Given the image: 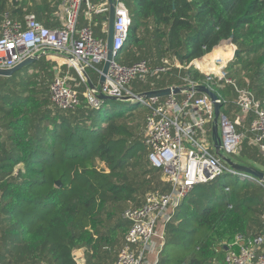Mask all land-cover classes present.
<instances>
[{
  "label": "trees",
  "instance_id": "1",
  "mask_svg": "<svg viewBox=\"0 0 264 264\" xmlns=\"http://www.w3.org/2000/svg\"><path fill=\"white\" fill-rule=\"evenodd\" d=\"M62 1L0 0V33L5 16L23 23L33 15L45 28H59ZM121 1L131 25L115 62L144 61L152 69L177 62L183 68L139 76L128 85L133 93L179 85L185 75L202 82V74L184 68L230 41L238 54L227 66V78L264 109V0ZM79 24H86L82 15ZM104 25V16L93 17L96 38L105 37ZM45 59L0 77V264H77V250L84 252L85 264H114L129 228L124 212L140 208L148 193L170 190L148 163L143 145L149 110L138 104L116 110L117 104L128 105L118 101L90 107L85 85L72 70L80 104L61 111L49 96L55 63ZM86 72L96 84L99 75ZM212 90L233 121L235 87L213 84ZM248 122L237 127L245 134L237 159L264 172V156L249 145ZM263 230L264 188L225 174L184 198L166 227L157 264L221 262L235 237L249 240Z\"/></svg>",
  "mask_w": 264,
  "mask_h": 264
},
{
  "label": "built area",
  "instance_id": "2",
  "mask_svg": "<svg viewBox=\"0 0 264 264\" xmlns=\"http://www.w3.org/2000/svg\"><path fill=\"white\" fill-rule=\"evenodd\" d=\"M108 11V0L98 3L90 0H63L59 11L60 27L54 30L45 28L33 15L25 16L23 23L11 21L5 16L0 33V70L12 69L33 57L37 60L53 57L63 61L61 66H56V74L49 85L50 100L59 110L73 111L80 104L76 89L78 83L73 79L72 70L85 85L83 95L90 107L99 108L103 102L99 96L105 95L129 99L123 103H137L149 110L145 119L143 145L147 150L148 163L160 171L170 190L164 194L148 193L140 208L124 212L123 217L128 221L129 228L114 264H157L165 243L166 227L174 220L178 207L194 187L213 182L226 174L239 182L264 188L263 181L232 169L222 158L250 167L237 159L241 142L245 138L244 132H238L237 127H242L246 120H249L246 128L249 145L264 156V109L249 91L238 89L227 78V63L233 59L236 48L230 41L232 56L225 63L214 61L220 68L217 72L202 69L208 64L207 57L211 52L193 60L184 68H193L202 74L205 77L202 82L191 80L185 75L181 78V84L174 85L180 88L177 94L131 101L141 94L133 93L128 88L129 83L137 77L164 74L171 67L178 70L183 68L177 62L171 67L166 63L167 66L155 69L144 61L131 66H121L115 62V57L127 43L131 25L128 10L121 0L115 3L112 42L114 59L103 85L99 86L97 81L93 89L89 88L84 73L88 76L86 71L90 69L99 75L107 54ZM80 15L86 21L85 25L79 24ZM95 15L104 16V38L94 36L92 25ZM198 61L202 64H198ZM213 84L219 89L231 84L237 92L233 121L221 112L220 107L217 123L218 151L214 149L211 136L214 102L208 95L197 90L205 86L213 92ZM215 102L222 106L224 101L217 95ZM228 191L226 187L225 192ZM77 251L73 253V258L77 264H85L84 252L77 255ZM214 264H264V230L249 240L235 237L226 246L223 261Z\"/></svg>",
  "mask_w": 264,
  "mask_h": 264
},
{
  "label": "water",
  "instance_id": "3",
  "mask_svg": "<svg viewBox=\"0 0 264 264\" xmlns=\"http://www.w3.org/2000/svg\"><path fill=\"white\" fill-rule=\"evenodd\" d=\"M115 3H116V0H108L109 11H108V16L106 18L107 20V34H106L107 54H106L105 61L102 65V68L99 74V79H98L99 86H102L103 83L105 82L109 66L114 59L113 51H112V42H113V33H114L113 27H114V19H115ZM223 42H229V41H223ZM237 54H238V50L235 48L233 57H235ZM36 61H37V58L33 57V58L24 60L23 62H21L20 64H18L12 69L0 70V77L9 78L15 73L19 72L20 70L30 68L36 63ZM84 78L86 79V82L89 88L93 89L94 85L85 73H84ZM197 90L198 92L208 95L210 99L214 102V105H215L214 106V121H213L211 136H212V141L214 143V149L218 151L219 135H218V130H217V123H218L221 106L220 104L215 102L217 99V95L214 92L210 91L207 87L200 86ZM179 92H180V88L178 87H175V86L167 87V88L158 89V90L146 91L144 93L137 95L135 98L131 99V101H135L138 98H143V99L164 98V97L170 96L171 94H177ZM99 99L102 101H114V102L130 101L129 99H126V98L118 99V98L105 96V95H100ZM222 158L232 169L250 174L264 182V172L259 171L253 167H246V166L238 165L234 163L231 159H228L226 157H222ZM56 185L60 186V183L56 182Z\"/></svg>",
  "mask_w": 264,
  "mask_h": 264
},
{
  "label": "bare ground",
  "instance_id": "4",
  "mask_svg": "<svg viewBox=\"0 0 264 264\" xmlns=\"http://www.w3.org/2000/svg\"><path fill=\"white\" fill-rule=\"evenodd\" d=\"M232 56V48L231 46H221L216 48L214 51L210 53V55L207 57L208 64L204 66L202 69H204L206 72H217L220 68H218L214 61H220L221 63H225L228 61ZM198 64H202L201 61H198Z\"/></svg>",
  "mask_w": 264,
  "mask_h": 264
},
{
  "label": "rangeland",
  "instance_id": "5",
  "mask_svg": "<svg viewBox=\"0 0 264 264\" xmlns=\"http://www.w3.org/2000/svg\"><path fill=\"white\" fill-rule=\"evenodd\" d=\"M227 42H222V43H220L218 46H216L217 48L218 47H221V46H225V44H226ZM232 44V43H231ZM233 45V44H232ZM234 46V45H233ZM216 47L214 48V49H216ZM118 59H120V56L118 57ZM117 62H118V60H117ZM231 61H229L228 63H227V66H228V64L230 63ZM120 63V62H119ZM101 68H102V66H101ZM30 71V70H29ZM28 71V73H30ZM33 72V71H32ZM128 105H124V106H122V105H120V104H117V106H115V108H116V110H118V108H121V107H127V110H129L130 109V107L134 104V103H127ZM137 104V103H136ZM234 115H235V113H234ZM229 178H230V180H232V181H234L235 179V177H233V176H229ZM234 179V180H233ZM130 207V205H126L125 207H124V210H126V209H128ZM80 252H83L82 250H80ZM80 252L79 251H77V255H80Z\"/></svg>",
  "mask_w": 264,
  "mask_h": 264
},
{
  "label": "crops",
  "instance_id": "6",
  "mask_svg": "<svg viewBox=\"0 0 264 264\" xmlns=\"http://www.w3.org/2000/svg\"><path fill=\"white\" fill-rule=\"evenodd\" d=\"M51 57H49V58H46L45 60L46 61H51V62H53V63H55V66L53 67V69L55 70V69H57L58 67H56L57 65L58 66H61L62 64H63V61H61V60H59V59H53V57L50 59ZM37 61H39V60H37ZM36 61V62H37ZM35 65V64H34ZM32 67V66H31ZM64 68V67H63ZM29 68H27L26 70H28ZM32 71H30V73H31ZM56 74V73H55Z\"/></svg>",
  "mask_w": 264,
  "mask_h": 264
}]
</instances>
